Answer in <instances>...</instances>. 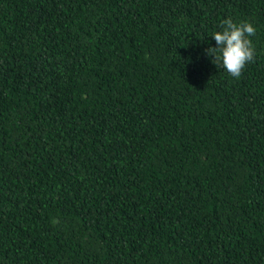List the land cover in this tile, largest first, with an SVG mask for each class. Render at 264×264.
I'll return each instance as SVG.
<instances>
[{
    "label": "trees",
    "instance_id": "1",
    "mask_svg": "<svg viewBox=\"0 0 264 264\" xmlns=\"http://www.w3.org/2000/svg\"><path fill=\"white\" fill-rule=\"evenodd\" d=\"M0 264H264V0H0Z\"/></svg>",
    "mask_w": 264,
    "mask_h": 264
},
{
    "label": "clouds",
    "instance_id": "2",
    "mask_svg": "<svg viewBox=\"0 0 264 264\" xmlns=\"http://www.w3.org/2000/svg\"><path fill=\"white\" fill-rule=\"evenodd\" d=\"M221 27L222 31H214L211 36L217 46L209 47L205 52L213 58L214 64L239 79L245 65L255 59L250 37L256 34V29L250 22L235 23L230 18L223 20Z\"/></svg>",
    "mask_w": 264,
    "mask_h": 264
}]
</instances>
